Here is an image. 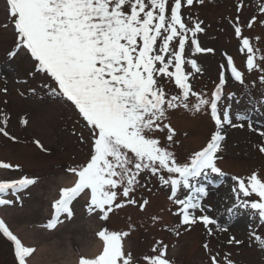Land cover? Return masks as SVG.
Returning <instances> with one entry per match:
<instances>
[{
  "label": "snow or ice",
  "instance_id": "obj_1",
  "mask_svg": "<svg viewBox=\"0 0 264 264\" xmlns=\"http://www.w3.org/2000/svg\"><path fill=\"white\" fill-rule=\"evenodd\" d=\"M196 2L203 5L205 0ZM5 3L18 45L27 49L38 62L39 70L54 80L57 88L53 91L75 106L90 134L89 158L66 169L73 180L69 186L60 188L59 197L51 204V218L40 227L51 231L64 222L61 217L73 218L72 205L78 198L86 200L89 215L106 222L114 209L137 205L134 193L142 187L141 174L150 173L162 187L170 188L168 200L176 209L172 214L180 217L181 225L190 228L202 223L209 236L213 235L212 226L217 231H228L205 214L201 199L208 193L196 181L201 177L207 179L212 173L224 175L217 166L225 140L223 126L243 125L232 124L227 110L221 115L218 101L225 71L230 69L241 83L243 73L228 55L226 64L221 65L225 71H221L219 85L211 97L205 98L193 90L190 77L202 72L194 57L214 52L201 45L199 34L205 33L204 22L190 15L185 17L182 12L185 6H193L194 0H5ZM258 7L264 15V4ZM242 8L241 0L237 12ZM256 19L252 17L246 27L251 29ZM260 22L264 24V20ZM229 23L238 40V51L246 56L247 70L264 72V66L255 62L257 48L252 38L243 35L239 15ZM260 61L264 62V55ZM186 66L192 71H186ZM164 80L174 82L175 94L166 91ZM190 98H195V102ZM209 107L216 131L206 146L181 161L173 150L177 141L168 122L170 113L183 109L197 114ZM3 124L6 126L7 117L3 118ZM157 133L165 134L166 140L162 142ZM0 134L15 139L5 127H0ZM259 135L264 137V131ZM80 140L84 142L83 135ZM36 143L43 147L39 141ZM259 151L264 153V145L259 146ZM0 168L10 169L13 165L0 162ZM233 179L237 181L233 191L238 201L234 207L252 210L264 224V176L253 172L247 180ZM36 183L35 178L28 176L0 179V205L13 204V200L3 198L4 194L16 195ZM240 194L246 198L255 194L259 200H240ZM148 204L149 200L144 199L139 209L143 211ZM158 219L152 217L154 222ZM172 231L180 234L176 229ZM129 234L101 228L96 232L101 242L97 253L79 256L77 264H138L123 243ZM0 236L11 243L15 264H34L40 250L25 243L3 218ZM233 242L240 243L232 237L228 243ZM204 248L208 250V244ZM167 251L168 245L157 240L152 255L142 258L144 264H173ZM211 259L212 264H220L215 255ZM227 264L233 262L227 260Z\"/></svg>",
  "mask_w": 264,
  "mask_h": 264
},
{
  "label": "rangeland",
  "instance_id": "obj_2",
  "mask_svg": "<svg viewBox=\"0 0 264 264\" xmlns=\"http://www.w3.org/2000/svg\"><path fill=\"white\" fill-rule=\"evenodd\" d=\"M240 3L241 0H205L201 5L194 0L193 6L184 7L185 17L190 15L204 22L205 33L199 34L201 45L214 49L213 53L194 57L202 72L190 77L193 90L210 98L219 85L221 71H225L221 65L226 64L228 55L243 73L241 83L231 75L230 69L225 71V84L218 101L221 115L227 110L232 124L243 125L223 126L225 140L217 166L224 175L212 173L207 179L201 177L196 181L197 186L203 185L208 193L201 199L205 214L228 229L217 231L212 226L213 235L209 236L202 223L190 228L180 224V217L172 214L175 206L168 200L170 188L162 187L150 173L141 174L142 187L134 193L137 205L114 209L106 222L89 215L86 200L78 198L72 205L73 218L61 217L64 222L51 231L40 227L51 218V204L59 197L60 188L69 186L65 183L73 179L66 169L81 165L89 158L90 134L75 106L53 91L57 88L54 80L39 70L38 62L27 49L18 45L5 0H0V127H5L10 137H15L13 140L0 134V162L13 165L10 169L0 168V179L28 176L37 180L35 185L16 195L4 194L3 198L13 200V204L0 205V216L5 214V221L13 232L40 250V261L36 264H77L73 256L77 259L81 255L92 256L89 253L94 251L95 243H100L96 232L103 227L130 233L123 243L138 264H144V256L152 255L157 240L168 245L167 255L173 264H212L213 255L220 264H227V260L233 264H264V224L252 210L234 207L238 201L233 191L237 181L233 177L247 180L253 172L264 176V153L259 151V146L264 145V137L259 135L264 131V80L261 79L264 72L247 70L246 56L238 51V40L229 23L239 15L243 35L252 38L257 48L255 62L264 66L260 61L264 55V24L260 22L264 15L258 7L264 0H242L243 8L238 13ZM252 17L257 19L248 29L246 24ZM186 71H192L190 66H186ZM162 83L169 94L177 92L174 82L164 80ZM190 99L195 102V98ZM4 117H7L6 126ZM168 122L176 132L177 143L173 150L181 161L206 146L216 131L210 107L197 114L183 109L172 111ZM81 135L84 142L80 140ZM156 135L162 142L166 140L165 134ZM144 199H148L149 204L141 211L139 204ZM244 199L253 201L259 197L253 194L246 198L240 194V200ZM153 216L159 219L154 222ZM172 229L180 234L176 235ZM23 233L29 242L25 241ZM232 237L240 243L229 244ZM205 243L208 250L204 248ZM0 264H15L12 245L2 236Z\"/></svg>",
  "mask_w": 264,
  "mask_h": 264
},
{
  "label": "bare ground",
  "instance_id": "obj_3",
  "mask_svg": "<svg viewBox=\"0 0 264 264\" xmlns=\"http://www.w3.org/2000/svg\"><path fill=\"white\" fill-rule=\"evenodd\" d=\"M72 180H73V179H72ZM72 180L66 182L65 185H70L71 182H72ZM2 213H3V212H2ZM4 216H5V214H4ZM5 218H6V216H5ZM6 219H7V218H6ZM19 233H22V231H19ZM23 235H25V234L23 233ZM23 238L25 239L26 242H29V240H28V236L25 235V236H23ZM100 243H101V242H100ZM100 243H99V242H96L95 245H94V247H93L94 251H93V252L91 251L89 254H91V255H95V254L97 253L98 249L100 248ZM87 255H88V254H87ZM72 259L75 260V261L78 260L77 257L74 258V256L72 257ZM39 261H40V258H39V255H38L36 261H34V264L38 263Z\"/></svg>",
  "mask_w": 264,
  "mask_h": 264
}]
</instances>
